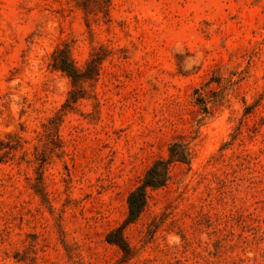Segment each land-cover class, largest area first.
Instances as JSON below:
<instances>
[{"label": "rangeland", "instance_id": "1", "mask_svg": "<svg viewBox=\"0 0 264 264\" xmlns=\"http://www.w3.org/2000/svg\"><path fill=\"white\" fill-rule=\"evenodd\" d=\"M0 264H264V0H0Z\"/></svg>", "mask_w": 264, "mask_h": 264}, {"label": "trees", "instance_id": "2", "mask_svg": "<svg viewBox=\"0 0 264 264\" xmlns=\"http://www.w3.org/2000/svg\"><path fill=\"white\" fill-rule=\"evenodd\" d=\"M105 2L110 0H104ZM53 67L65 73L73 80V83L78 84L84 74L76 67L73 60L70 58L68 49H59L54 56ZM199 103L208 115L212 113L210 105H215V102L209 99L207 95H202L200 92ZM77 99V98H73ZM192 160V150L190 143L183 140L175 141L169 148L167 158H160L146 171L144 178L128 197L129 215L127 222H136L148 206L150 192L165 187L172 178L173 167L178 163H190ZM116 239L109 238V243L116 244L124 251L126 256L130 255L131 247L126 242L123 234ZM112 236V235H111Z\"/></svg>", "mask_w": 264, "mask_h": 264}]
</instances>
